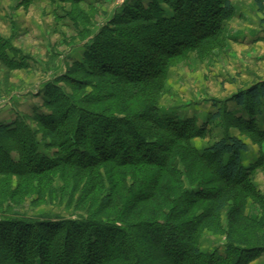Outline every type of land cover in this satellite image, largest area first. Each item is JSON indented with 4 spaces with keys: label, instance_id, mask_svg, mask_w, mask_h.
Listing matches in <instances>:
<instances>
[{
    "label": "trees",
    "instance_id": "1",
    "mask_svg": "<svg viewBox=\"0 0 264 264\" xmlns=\"http://www.w3.org/2000/svg\"><path fill=\"white\" fill-rule=\"evenodd\" d=\"M250 1L264 24V0ZM58 2L70 7L58 18L73 24L67 46L79 41L84 54L48 84L50 112L35 118L36 131L22 120L0 123V264H251L261 258L264 198L253 176L264 169V125H258L264 81L229 99L245 117L216 100V112L202 125L163 116L158 107L171 66L189 51L202 55L221 45L223 25L234 16L231 1L150 0L147 8L138 1L92 36L86 0ZM7 49L19 54L0 36L5 69L27 68L9 59ZM212 122L221 124L222 135L200 151L192 141L206 139ZM230 129L259 148L254 162L244 164L248 144ZM40 144L50 155L39 152ZM47 201L72 215L22 210ZM248 202L259 217L247 215ZM205 232L224 236L222 252L201 251Z\"/></svg>",
    "mask_w": 264,
    "mask_h": 264
},
{
    "label": "rangeland",
    "instance_id": "2",
    "mask_svg": "<svg viewBox=\"0 0 264 264\" xmlns=\"http://www.w3.org/2000/svg\"><path fill=\"white\" fill-rule=\"evenodd\" d=\"M138 1L146 8L150 4V0H86L88 7L85 12L91 17L87 27L90 36L97 33L115 14ZM230 1L234 16L223 25L221 45L213 46L202 55L189 51L169 68L158 101L161 115L179 120L195 118L202 125L216 112L217 108L213 106V100H216L221 108L224 106L237 116L239 112L233 101L229 100L231 96L264 81V24L261 14L250 0ZM49 3L47 0H34L24 10L23 4L17 9V0H0V36L19 50L18 55L9 49L6 53L9 59L27 67L7 70L0 63V123L11 124L16 119L22 120L36 131L35 118L50 112L46 107L48 99L45 95L48 84L64 74L74 62L82 61L84 48L82 43V46L78 44L79 41H75L77 45L72 49V55L69 54L70 59L64 61L63 57L66 48H69L67 44H70V36L75 34L73 24L68 19H61L54 26L53 12H67L69 4ZM162 8L170 16L171 11L165 6ZM16 27L17 32L13 30ZM54 52L59 55H54ZM60 86L70 92L65 84L60 83ZM263 118H258L260 126ZM207 128L209 136L206 139L192 141L199 150L216 141L223 132L218 122L208 123ZM228 132L250 143L237 130L230 129ZM38 139H42L40 133ZM39 152L49 154L42 144ZM10 156L15 161L18 159L16 152H11ZM253 181L264 198V169L257 171ZM22 210H27L31 216L72 215V211L66 210L63 205H52L48 201L35 208L28 206ZM246 213L250 218L260 215L258 206L251 202L247 204ZM224 243V236L205 232L200 240V249L206 253L214 250L222 252ZM251 264H264V255Z\"/></svg>",
    "mask_w": 264,
    "mask_h": 264
},
{
    "label": "crops",
    "instance_id": "3",
    "mask_svg": "<svg viewBox=\"0 0 264 264\" xmlns=\"http://www.w3.org/2000/svg\"><path fill=\"white\" fill-rule=\"evenodd\" d=\"M48 1V0H47ZM48 3H49V1H48ZM57 3H59L58 2V0H57V2L56 3H54V4H57ZM50 4V3H49ZM23 6H24V4H23ZM22 6V3H21V0H17V4H16V7H17V9L18 8H20V7H23ZM24 8V10H25V7H23ZM60 16H61V14H60V12H53V19H54V26H56L59 22H60V20L58 21V18H60ZM13 30L14 31H16L17 32V27L16 28H13ZM12 30V31H13ZM11 31V32H12ZM63 37V36H62ZM66 48V47H65ZM67 49V52H64L63 53V57H64V61L65 60H67L69 57H71V55H72V52H73V50L72 49H70V48H66ZM79 49H80V47H79ZM69 50H71V51H69ZM69 54H71V55H69ZM70 59V58H69ZM69 61V60H68ZM233 104H234V106H235V108H236V111L237 112H239L238 114H237V116H242V117H245V114L243 113V111H242V109H240V108H238L237 106H236V104L233 102ZM264 114V113H263ZM264 115H262L261 117H259V118H262ZM186 119V118H185ZM206 122H207V120H206ZM258 125H259V122H258ZM264 125V118H263V121H262V124H261V126L259 125V127H262ZM222 135V134H221ZM220 135V136H221ZM219 136V137H220ZM234 136H235V134H234ZM242 139V138H241ZM247 144H248V151L246 152V153H244L243 155H242V157H243V162H244V164L245 165H248V164H250V163H252V162H254L255 160H256V158H257V156H258V150H259V148L256 146V145H250V143H248L246 140H244ZM207 147V146H206ZM206 147H204V148H206ZM203 148V149H204ZM198 149V148H197ZM202 149V150H203ZM255 149H256V151H255ZM202 150H200V151H202ZM257 152V153H256ZM263 152H264V144H263Z\"/></svg>",
    "mask_w": 264,
    "mask_h": 264
}]
</instances>
